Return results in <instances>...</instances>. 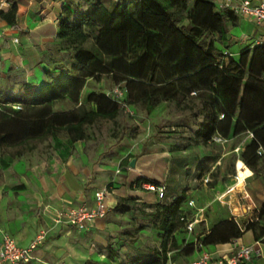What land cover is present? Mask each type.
Wrapping results in <instances>:
<instances>
[{"label":"trees","instance_id":"obj_1","mask_svg":"<svg viewBox=\"0 0 264 264\" xmlns=\"http://www.w3.org/2000/svg\"><path fill=\"white\" fill-rule=\"evenodd\" d=\"M8 1L10 8L0 10V18L17 26L18 3ZM237 18L233 8L218 9V0H78L74 11L61 17L58 33L63 60L69 65L47 71V79L38 87L23 79L7 77L11 83L3 79L0 151L13 149L12 157L19 158L61 131L76 142L89 137L87 126L98 119L115 120L122 108L109 92L92 91L88 103L81 102L87 80L100 81L105 75L125 86L129 105L166 100L189 108V98L197 101L201 119L196 118L193 136L203 142L215 135L227 139L259 129L264 126V43L248 45L239 58H233L214 40L224 39L228 22L235 24ZM64 100L76 108L55 110ZM258 149L254 138L241 153L253 170L261 159ZM186 199L183 192L146 213L158 231L160 246L149 255L129 253L122 264H167L173 251L195 253L196 241L182 246L175 236L185 225ZM136 206L134 199L121 197L115 209L132 213ZM256 216L243 223L223 220L198 240L209 247L237 239L250 229L261 238L264 228L258 231V226L264 220V204ZM117 255L113 250L108 254L111 259Z\"/></svg>","mask_w":264,"mask_h":264},{"label":"crops","instance_id":"obj_2","mask_svg":"<svg viewBox=\"0 0 264 264\" xmlns=\"http://www.w3.org/2000/svg\"><path fill=\"white\" fill-rule=\"evenodd\" d=\"M16 1L19 6L17 26H12L0 18V73L15 81L23 79L33 82L34 87H38L47 79V71H59L62 66L69 65L68 61L63 60L65 50L61 49L58 33L61 17L74 11L78 0ZM253 1L259 3L264 0ZM234 2L237 4L240 0H234ZM9 8L8 0H0V10L7 11ZM245 24H247V33H244L241 38L232 35L233 27ZM263 34L264 27L258 25L253 19L238 16L235 24L228 22L226 37L222 40L216 38L217 44L222 42L226 47L225 50L233 58H239L246 46L254 47L260 43ZM16 38L18 42L14 41ZM228 41H245L246 44L240 50L233 51L227 48ZM105 78H109L116 86L112 78L107 75L100 81L90 78L86 82L81 102L87 104V97L92 91H106ZM61 102L55 105V110L64 111L57 107ZM170 102L177 104L175 101L162 100L155 105L140 102L135 106H141L153 114L162 103ZM92 106L95 107V105ZM177 106L184 107L178 104ZM73 108L76 107L72 106L69 109ZM198 111L194 114L195 117H198ZM101 120L106 119H98L96 123ZM92 125L87 126V132ZM196 126L198 129L197 124ZM258 130L260 136L257 135ZM60 134L64 135V138L58 136ZM244 134H247V141L240 149L237 175L231 182L217 184L212 188L216 190L218 187H224L216 193L215 200L228 202L229 206L213 208L208 215L199 212V217L195 218L194 224L200 229L198 237L204 236L223 220L234 219L242 223L247 222L257 217V213L264 204V126L248 130ZM95 138L96 136L90 134L85 140L73 142L65 131H61L51 138L50 143L45 142L43 149L37 147L33 152L25 153L13 161L3 175H0V246L5 234L13 236L19 245L28 246L37 236L45 233L44 240L33 251L34 257L29 262L21 264H122L129 253L132 256L137 254L135 246L147 242L142 243V236L139 239H130L127 233L133 230L145 234L144 232L149 228L144 222L137 224L139 222L136 211L139 210L140 205L143 204L142 213L147 211L150 214L155 210L156 204L161 201L171 202L183 192H186L187 199H190L192 204L201 206L199 209L208 207L209 203H206L208 200L214 201L209 196L198 193L194 188L187 185L179 186L183 181H187L183 176V170L180 171L179 168L182 164L177 161L183 159L193 162L194 172L199 171L196 175L200 176V169L207 165L209 160L211 163L214 161L210 158L212 155L204 157L196 153L197 151L193 154L194 148L192 149L189 144H184L182 147L172 145L170 149L180 150L178 154H175L176 156L171 152L161 155L142 154L135 157V166L128 168L125 165L121 166V163L130 149L114 146V143L108 145L103 140L100 141L103 138ZM254 138L259 141L258 152L261 155L260 163L255 170L248 167L241 159L242 151ZM196 140L201 141L198 138ZM126 148H129L128 145ZM187 162L184 163L187 164ZM241 162L243 166L240 168ZM160 165L163 167L161 172L158 169ZM119 166L123 168L121 173L117 172ZM243 172L247 173L239 177V174ZM124 176L125 180L122 181ZM139 179L165 183L166 197L161 200L154 191L132 186V183ZM195 180L196 178H193L191 185L194 186ZM111 181L117 183L110 190V209L106 217L95 219L90 227L84 229L67 223L65 218H62L60 222L57 221L60 210L84 203L92 206L95 191L105 187ZM226 196H230L231 199L224 200ZM121 197L134 199L138 207L132 213L116 210L115 207ZM185 205L187 201L183 203V210H186ZM125 218L130 220L125 222ZM262 228H264V220L258 226V231ZM182 229L175 233L180 244L184 236L190 235V233L182 232ZM198 237H195L194 241ZM127 244L131 245L134 251L126 253ZM242 245H260L262 250L255 253L246 264H264V235L258 238L257 230L254 229L247 230L241 237L230 242L217 243L207 249L215 257H222L232 254ZM111 250L118 254L114 259L108 256ZM194 257L195 254L185 255L187 263L184 264H189ZM167 264H181V262L169 257Z\"/></svg>","mask_w":264,"mask_h":264},{"label":"rangeland","instance_id":"obj_3","mask_svg":"<svg viewBox=\"0 0 264 264\" xmlns=\"http://www.w3.org/2000/svg\"><path fill=\"white\" fill-rule=\"evenodd\" d=\"M231 33L232 35L241 38L244 33H247V24H245L244 26L240 25L233 27ZM214 40L217 41L218 39L214 38ZM251 43L255 44V42ZM226 44L229 45V47L227 48H230L233 51H238L243 45L246 44V42L228 41L226 42ZM218 46L222 49L226 48L222 42H219ZM0 78H2V80H0V88L1 86L5 85L3 83V79L6 80L5 82L11 83L10 79L6 76L1 75V73ZM115 87L116 86L113 85L109 78H105L104 88L107 92H112ZM10 88H15V86L12 85ZM186 104L188 107H190H179L174 102L162 103L155 109L156 112H154L153 114L147 112L141 106L131 105V111L122 110L120 115L115 120H101L88 129L89 135L91 134V136H96V138L99 137V139L103 138L100 139V141L103 140L104 143H107L108 145L114 143V146L123 147L124 149H130V152L127 154V156H125L123 163H121V166L125 165L128 166V168L135 166V157L142 154L152 155L158 153L161 155L166 152H171L172 155L178 154L180 150L174 151L173 149H170L172 145L182 147L184 144H189V146H192V149L194 148L193 154L197 151L196 153H198L199 155H203L204 157L206 155H212L210 156V158L214 161L211 163V160H209V163L207 165H204V167L200 169V172L202 173L200 176H198V174L196 175V173H198L199 171L194 172L195 167L193 162H187L188 160L184 161L183 159L177 160L182 164V166L179 167L181 170H179H183V176L185 178V181H187H183V183H180L179 186L183 187L187 185L190 188H194L198 193H202L205 196H209L210 198L214 199V201L208 200L206 202L209 203L208 207L202 209H199L201 208V206H199L198 204H192L190 199L186 200V210H183L185 213V225L182 227L183 229L181 231L184 233H190V235H188V237L187 235L186 237L184 236V238L181 240L182 246L190 243V241L192 239L194 240L195 237H198V234L200 233V229L198 228L199 226H194L191 230L188 228L186 222L191 221V219L195 222V218L199 217V212H204L205 215H208V212L212 211L213 208H228V202L222 201L220 199L215 200L216 193L219 190L221 191L224 187H218L216 190L212 188L217 184H226L227 182H231V180L237 175V160L240 157V149L247 141V134L231 137L228 140L215 135L211 140L207 142H203L202 140L197 141L196 138L192 136V131L197 128L195 123L196 118L201 119V117L194 116V114L198 111L199 106L197 105V102L192 98H189ZM72 106L73 105L70 101H62L57 105V107L62 110L69 109ZM58 136L64 138V135L60 134ZM51 140L52 139L50 138L44 142H41L42 145L41 143H39L38 148L43 149L45 147V142L50 143ZM126 145H128L129 148H126ZM12 151L13 149H10L9 151H0V175H3L7 167H9L13 161L18 159L16 157H12ZM7 162H9L8 166H6ZM184 162H187V164ZM121 166H119V170H117V172L119 173L123 171V168ZM158 169L159 172H161L163 170V167L160 165ZM209 171H211V173H209ZM246 173L247 172L240 173L239 177H242ZM202 176L203 178H201ZM193 178H196L194 186L191 185ZM121 180L124 181L125 176L124 179L122 178ZM137 181L138 180H135V182L132 183V186L134 185V187H142V183L145 182L142 181L140 183L141 186H139V184H136ZM116 183L117 182L115 181H111L106 186L109 190H111V188L115 187ZM157 184L165 185V183ZM176 191L179 192L180 190ZM230 199V196H226L224 198V200ZM193 200L195 199L193 198ZM142 206H139V210L136 211L137 219L139 222L137 224L140 225L141 222H144L147 224V226H149V228L144 232L145 234H141V232L139 233L138 231L135 232L133 230H129L128 233L130 239H139V237L142 236V243L143 241H147L146 243L135 246V250L137 251V253L140 252L141 255H149L151 249L160 246V238L158 231L155 228H151L152 225L150 223V218L149 216H146L147 211L145 213H142ZM137 207L138 206H136V208ZM129 220L127 218L124 219L125 222H128ZM126 246L128 249L126 253L134 251V248L131 245L127 244ZM170 257L181 262V264H184L187 261L185 255H183L180 251L171 252Z\"/></svg>","mask_w":264,"mask_h":264},{"label":"built area","instance_id":"obj_4","mask_svg":"<svg viewBox=\"0 0 264 264\" xmlns=\"http://www.w3.org/2000/svg\"><path fill=\"white\" fill-rule=\"evenodd\" d=\"M233 8L238 16H246L253 19L258 25L264 27V1L254 3L253 0H240L235 4L234 0L218 1V9ZM18 42V39H14ZM260 43H264V34ZM127 89L125 86L116 85L112 92H109L119 103L122 110L131 111L130 106L125 101ZM142 187L149 191H154L159 198L163 199L166 195V186L153 182H144ZM110 190L107 186L95 191L94 204L92 206L84 203L78 206L69 207L59 211L58 222L65 218L67 223L75 225L80 229L90 227L95 219L106 217L109 209ZM185 220V217L182 218ZM189 229H193L195 222L193 220L186 222ZM45 233H41L28 246H21L10 234H5L0 246V264H21L29 262L34 256L33 251L44 240ZM199 248L195 251V257L189 264H246L255 253H259L262 248L260 245H242L232 254L215 257L198 239L195 240Z\"/></svg>","mask_w":264,"mask_h":264}]
</instances>
